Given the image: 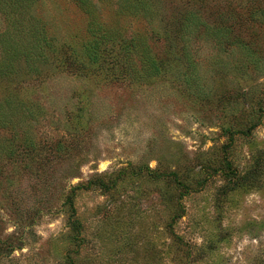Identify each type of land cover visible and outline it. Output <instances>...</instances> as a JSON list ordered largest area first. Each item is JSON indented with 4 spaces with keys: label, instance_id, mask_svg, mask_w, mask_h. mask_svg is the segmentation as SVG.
I'll return each instance as SVG.
<instances>
[{
    "label": "rangeland",
    "instance_id": "374dc122",
    "mask_svg": "<svg viewBox=\"0 0 264 264\" xmlns=\"http://www.w3.org/2000/svg\"><path fill=\"white\" fill-rule=\"evenodd\" d=\"M124 1L93 0L127 40L161 22L176 29L178 11L198 9L211 27L237 13L260 70L200 31L187 43L191 87L157 30L148 55L171 64L157 74L139 58L129 71L118 48L101 67L62 64L81 52L89 15L75 0L26 8L22 30L37 18L63 52L37 74L15 63L0 77V104L13 93L16 111L0 124V264H264V23L248 17L264 0H151L150 25Z\"/></svg>",
    "mask_w": 264,
    "mask_h": 264
},
{
    "label": "trees",
    "instance_id": "16d2710c",
    "mask_svg": "<svg viewBox=\"0 0 264 264\" xmlns=\"http://www.w3.org/2000/svg\"><path fill=\"white\" fill-rule=\"evenodd\" d=\"M37 1L38 0H0L1 17L4 21L9 23V26L14 27V29L6 28L4 33L0 35L2 57V59H0V77L2 79L8 81V79L12 77L11 75L14 74L15 63H18L20 68H22L25 63L27 67L35 68L33 72L37 74L40 72V64L47 62L50 54L54 53L53 59L60 61L56 55L58 53L56 52L61 53L63 52L62 49L58 50L53 47V38L49 36L47 30L37 18L33 16V19L29 18L31 24L29 33L22 30L25 24V16L23 15L25 14L24 12L27 11L26 8H30L36 4ZM156 1L158 2V0ZM75 2L82 11L89 15L87 38L83 42L81 52L75 53L73 59L65 57L66 59H62V64L72 63L75 65L76 63L77 66L85 69L90 68V66L101 67V63H109L107 57L109 51L118 48L129 71L136 73V71H140L139 69L142 68L145 71H151L152 75L157 74L164 67L167 68L171 65L164 60L157 62V60L148 55L146 43L148 42L149 32L157 30V32L161 34L159 37L161 39L164 37L165 40H167L166 43L169 44V57L173 59L172 61L176 64L179 62V65L185 62L182 65L183 67L180 71L179 78L184 81L187 86H190L193 80H199L200 76L198 75L197 69L198 61L187 43L191 41V37H195V34L200 31V34H205L207 36L206 38L212 40V47L216 51H235L237 48V50L243 53L247 64L252 63L257 65L258 67L255 69L256 72L260 70V59L255 56L253 43L247 41L242 33L238 32V29L235 28L239 21L243 24L237 13L232 12L227 14L229 18L221 14L219 17L220 22H216L215 27L214 25L211 27L208 22L204 21L203 15L199 13L198 9H194L195 11H184L183 13L178 11V16L181 18L176 20V24L174 23L177 26H175L176 29H172L173 27L171 26L173 24L167 26L161 22L160 29L154 28L144 33L141 32L138 35H134L131 40H127L124 38V31L120 28L105 25L101 21L93 0H75ZM194 2L195 6H203L201 0H194ZM123 4L127 5V13L129 14L138 13L148 18H153V20L149 19L152 20L149 22V25L152 24L160 10V7L156 3L154 4L151 2V0H126ZM249 12L248 17L251 21L264 23V11L258 13L261 21L257 19V12ZM174 40L178 41L181 45H179V43L176 44ZM177 51L179 55H183L184 59H180V56L178 57ZM133 58L141 59L139 62L141 68L134 63ZM246 67L247 65L245 64L244 68L247 71ZM7 96L3 99L4 103L0 104V124L12 120V116L16 112L11 107V99L14 96L13 93ZM3 106H6V112L2 110ZM7 141L8 140H0V145ZM6 146L7 144H5L3 150L10 153L12 151L11 148ZM15 159L16 158H13V160ZM66 203L69 204L74 214L73 197H68ZM72 225H76V220H73ZM72 229L74 230V227H72Z\"/></svg>",
    "mask_w": 264,
    "mask_h": 264
}]
</instances>
